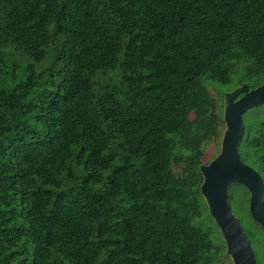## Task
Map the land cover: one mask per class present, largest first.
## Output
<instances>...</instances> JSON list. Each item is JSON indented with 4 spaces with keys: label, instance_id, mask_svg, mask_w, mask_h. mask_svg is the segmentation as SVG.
<instances>
[{
    "label": "trees",
    "instance_id": "16d2710c",
    "mask_svg": "<svg viewBox=\"0 0 264 264\" xmlns=\"http://www.w3.org/2000/svg\"><path fill=\"white\" fill-rule=\"evenodd\" d=\"M232 83H264V0H0V264H233L200 192Z\"/></svg>",
    "mask_w": 264,
    "mask_h": 264
},
{
    "label": "water",
    "instance_id": "95a60500",
    "mask_svg": "<svg viewBox=\"0 0 264 264\" xmlns=\"http://www.w3.org/2000/svg\"><path fill=\"white\" fill-rule=\"evenodd\" d=\"M258 106H264V83L251 90L242 84L224 95L225 131L220 153L208 165L200 167L203 176L201 195L223 237L226 253L233 264H256V261L249 239L232 213L227 192L230 186L241 185L248 190L250 216L264 227L263 181L253 168L241 162L238 151L244 134L242 115Z\"/></svg>",
    "mask_w": 264,
    "mask_h": 264
},
{
    "label": "rangeland",
    "instance_id": "374dc122",
    "mask_svg": "<svg viewBox=\"0 0 264 264\" xmlns=\"http://www.w3.org/2000/svg\"><path fill=\"white\" fill-rule=\"evenodd\" d=\"M109 75L111 77H115V73H110ZM235 88H236V84L234 83L230 84L229 86L219 87V95L223 96V105H224V95L226 93L232 92L233 90H235ZM223 111H224V106H223ZM254 112L255 111L252 108L247 110L242 115V121L245 126L248 124L249 121L253 119L252 114ZM221 140L211 143L209 146H207V148L205 149V159H204V162L207 164L204 165H208V163H210L220 153ZM227 192L228 195L231 196L232 198L229 201L232 213L238 219L242 229L244 230L245 234L249 239L256 264H264V228L255 224L252 218H250L251 216L249 215L250 213L247 207V201L245 199L246 197L245 189L243 188V186L241 187L234 185V186H230ZM204 216H205V224L212 231L214 239L216 240L221 239L220 238L221 234L217 226H215V224L209 218L207 219L206 214Z\"/></svg>",
    "mask_w": 264,
    "mask_h": 264
}]
</instances>
